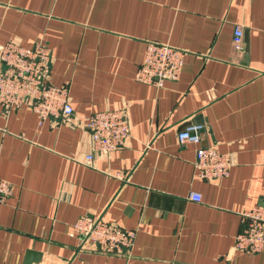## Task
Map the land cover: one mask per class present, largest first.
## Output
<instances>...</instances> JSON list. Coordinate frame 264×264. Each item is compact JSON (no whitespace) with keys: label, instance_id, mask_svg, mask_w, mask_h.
<instances>
[{"label":"crops","instance_id":"crops-1","mask_svg":"<svg viewBox=\"0 0 264 264\" xmlns=\"http://www.w3.org/2000/svg\"><path fill=\"white\" fill-rule=\"evenodd\" d=\"M10 40L46 45L48 83L68 88L73 116L40 123L0 107V179L14 187L0 203V264L28 253L33 264H264V250L233 249L241 213L264 206V0H0V44ZM147 42L185 52L176 81L135 80ZM121 109L125 146L86 165L84 118ZM189 126L200 144L178 142ZM199 146L230 157L226 178L196 176ZM82 216L133 230L130 255L70 237Z\"/></svg>","mask_w":264,"mask_h":264},{"label":"built area","instance_id":"built-area-1","mask_svg":"<svg viewBox=\"0 0 264 264\" xmlns=\"http://www.w3.org/2000/svg\"><path fill=\"white\" fill-rule=\"evenodd\" d=\"M233 48L243 52V33L237 26L232 36ZM185 52L166 44L147 42L143 63L138 68L135 80L154 87L176 81L182 70ZM51 54L45 44L36 43L27 48L14 40L0 44V107L4 112L29 108L38 122L56 120L66 122L73 116L66 86L48 83ZM83 125L91 140V151L84 157L85 164L92 166L95 156L107 158L112 152L125 146L130 136L126 112L121 110L101 111L84 118ZM201 126H189L178 133L181 144H200ZM231 159L215 148L199 146L193 163L198 178L214 181L229 175ZM14 187L0 179V203L13 194ZM189 198L198 202V194ZM241 229L234 238L233 249L244 253L264 250V206L258 205L244 211L240 216ZM70 237L80 238L84 246L100 253L128 257L134 245L135 232L118 225L82 216L71 226Z\"/></svg>","mask_w":264,"mask_h":264},{"label":"water","instance_id":"water-1","mask_svg":"<svg viewBox=\"0 0 264 264\" xmlns=\"http://www.w3.org/2000/svg\"><path fill=\"white\" fill-rule=\"evenodd\" d=\"M244 52L246 53L247 52V40H246V37H245V49H244ZM38 258V256L36 257ZM34 258L31 253H28L27 257H26V260H25V264H33V262H36L37 259Z\"/></svg>","mask_w":264,"mask_h":264}]
</instances>
